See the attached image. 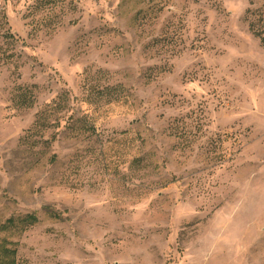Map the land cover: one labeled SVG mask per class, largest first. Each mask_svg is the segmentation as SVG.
<instances>
[{"label":"rangeland","instance_id":"1","mask_svg":"<svg viewBox=\"0 0 264 264\" xmlns=\"http://www.w3.org/2000/svg\"><path fill=\"white\" fill-rule=\"evenodd\" d=\"M261 36L264 0H0V247L264 264Z\"/></svg>","mask_w":264,"mask_h":264},{"label":"trees","instance_id":"2","mask_svg":"<svg viewBox=\"0 0 264 264\" xmlns=\"http://www.w3.org/2000/svg\"><path fill=\"white\" fill-rule=\"evenodd\" d=\"M252 29V26H251ZM256 35L260 36V32H255ZM261 42L264 44V36H261ZM37 221L35 215L30 214L24 219L25 223L34 224ZM0 264H18L16 259V250L7 246L0 247Z\"/></svg>","mask_w":264,"mask_h":264}]
</instances>
